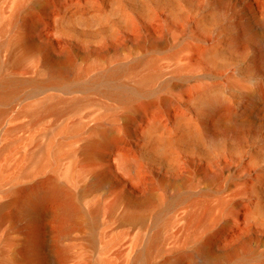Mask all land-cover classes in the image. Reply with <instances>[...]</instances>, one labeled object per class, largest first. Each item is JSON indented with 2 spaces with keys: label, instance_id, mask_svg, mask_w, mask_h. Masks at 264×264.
Returning a JSON list of instances; mask_svg holds the SVG:
<instances>
[{
  "label": "rangeland",
  "instance_id": "obj_1",
  "mask_svg": "<svg viewBox=\"0 0 264 264\" xmlns=\"http://www.w3.org/2000/svg\"><path fill=\"white\" fill-rule=\"evenodd\" d=\"M251 9L264 17V0H0V38L20 35L34 47L16 73L40 79L48 64L64 66L58 80L0 101L1 187L46 174L63 180L68 164L78 176L99 172L96 248L72 264H213L218 254L220 264L264 260V120L240 132L235 123L258 98L264 114V71L251 74L256 51L230 43ZM29 16L33 25L25 24ZM196 47L207 54L197 56ZM121 88L134 93L121 97ZM219 100L233 116L212 135ZM97 128L112 134L110 142L99 156L81 153ZM49 139L50 165L35 174L28 153L40 158ZM123 155L133 173L118 165ZM123 195L149 206L141 223L120 221ZM207 241L208 253L197 250ZM245 246L252 253L240 258Z\"/></svg>",
  "mask_w": 264,
  "mask_h": 264
},
{
  "label": "bare ground",
  "instance_id": "obj_2",
  "mask_svg": "<svg viewBox=\"0 0 264 264\" xmlns=\"http://www.w3.org/2000/svg\"><path fill=\"white\" fill-rule=\"evenodd\" d=\"M247 13L249 18L239 22V28L244 26V29L241 28L240 33L233 35L230 43L240 51H256L257 62L250 70L251 74L258 76L260 70L264 71V36L260 37L253 28L261 26L259 24H263L264 17L255 14L252 9ZM34 21V18L29 16L25 24L33 25ZM1 32L3 31L0 30ZM33 48V44L20 35L9 39H2L1 36L0 101L15 94L24 85L40 88L46 83L59 79L62 74L61 68L64 66L61 64L58 66L53 62L45 67L44 78L38 79L16 73L15 69L22 64ZM196 54L203 57L207 54V50L196 47ZM239 68L241 67L238 66L237 69ZM116 73L117 71L112 68L105 72L104 88L106 87L107 91L113 89ZM152 76L141 77L139 83L148 82ZM121 92V97L124 98L134 93L125 88H121ZM261 105L262 100L258 98L252 107L253 112L247 114L243 121L235 122L240 124L237 127L238 132L243 130L242 126L245 124L252 126L256 120L260 122L264 120L263 108L259 109ZM211 113L209 132L216 135L223 129L225 121L233 116V111L228 104L219 100L213 105ZM130 119L132 120L133 117L131 116ZM95 131L94 135L83 143L81 153L99 156V145L110 142L112 137L110 132L99 128ZM53 144L54 141L49 139L45 148L42 146L38 149L40 158H37L33 151L28 153V161L35 168L33 173H39L50 165L46 150ZM207 161L212 163L211 159ZM118 165L127 172L135 171L134 161L129 156H121ZM63 175L65 177L63 180L53 174H46L8 188H2L0 185L2 197L0 199V264H72L73 259L78 261L95 251L96 234L99 229V172L78 176L74 174L73 166L68 164L63 170ZM121 198L125 199L126 203L119 213L120 221L129 226L141 223L148 212L147 203L143 200L125 198L124 195ZM209 242L201 243L197 250L204 254L208 253L211 248L208 247L211 245ZM240 253L239 257L243 258L250 256L252 251L245 246ZM143 254H135L133 262L138 258L141 259ZM188 256L190 258L192 254ZM213 258V264L221 263L220 254ZM165 264L182 263L172 260ZM258 264H264V260Z\"/></svg>",
  "mask_w": 264,
  "mask_h": 264
}]
</instances>
